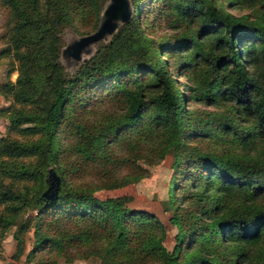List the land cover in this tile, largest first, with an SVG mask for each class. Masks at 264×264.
<instances>
[{"label": "trees", "instance_id": "1", "mask_svg": "<svg viewBox=\"0 0 264 264\" xmlns=\"http://www.w3.org/2000/svg\"><path fill=\"white\" fill-rule=\"evenodd\" d=\"M102 2L0 0V53L16 62L0 115L7 129L33 123L36 134L0 136L9 180L0 241L10 234L18 258L31 230L25 258L35 264L46 252L102 264H264V0H124L109 36L65 63L63 38L94 32ZM157 20L172 30L166 41L147 32ZM176 73L187 79L180 90ZM166 150L171 250L153 213L126 209L127 196L98 199L79 179L107 166L103 185L119 186L147 173L138 159L152 164Z\"/></svg>", "mask_w": 264, "mask_h": 264}, {"label": "rangeland", "instance_id": "2", "mask_svg": "<svg viewBox=\"0 0 264 264\" xmlns=\"http://www.w3.org/2000/svg\"><path fill=\"white\" fill-rule=\"evenodd\" d=\"M116 3V0H103L99 11V21L95 28H101L102 32L95 38L79 43V40L86 35H78L68 32V36L63 38V45L60 48L61 58L65 63L73 61H82L88 57L96 48V46L104 41L113 29L114 23L121 20L120 12L116 14L108 13L107 10ZM126 5V2H125ZM231 11L239 13L238 9L232 8ZM7 14L0 5V50L5 47L7 43L6 38V26H7ZM147 32L154 38L155 41H166L171 35L172 30L166 28V24L162 20H157L153 25H147ZM94 28V29H95ZM96 29V30H97ZM95 30V31H96ZM111 30V31H110ZM93 33V32H92ZM91 33V34H92ZM87 35H90L89 33ZM16 62L13 61L9 53H0V89L7 79L13 81L16 76L15 68ZM11 68H13L11 70ZM176 78L175 83H178L179 90L183 87L184 83H187L185 75H179L178 73L172 74ZM3 95L0 94V106L8 103ZM190 106H196L200 108L199 103L189 104ZM19 106V103L17 104ZM209 108V107H208ZM210 109V108H209ZM8 119L4 114L0 115V136H10L18 140L34 139L35 133L32 132L34 126L33 123H25L21 125L22 131H15L7 129ZM199 146L211 147L216 150L218 145L211 141H199ZM143 159H138L137 164L147 170V173L139 178L132 179L126 183L115 186H104V175L108 172L107 166L96 165L90 174H84L79 179L81 182L91 183L90 186L94 187L92 195L98 199H105L116 196H127V200L124 203L126 209H141L153 213L164 227V237L162 240L163 246L167 250H171L174 245V234L176 228L169 222V216L171 209L167 202V191L169 187V180L172 172L173 156L171 150H166L163 157L152 163L148 164ZM127 169L121 167L116 170V174H121ZM9 182L6 178H0V184L3 186ZM20 184H18L19 186ZM100 185V186H97ZM35 211L30 209L23 216L34 213ZM8 229L6 233L10 232ZM31 230L25 234V248L23 254L18 258H13L10 254L14 251V240L10 234L5 236L0 241V264H35L34 260H28L25 258L27 250L30 248L32 241ZM46 264H102L100 258L96 256L77 257L70 256V260L64 255H56L55 253H44Z\"/></svg>", "mask_w": 264, "mask_h": 264}, {"label": "water", "instance_id": "3", "mask_svg": "<svg viewBox=\"0 0 264 264\" xmlns=\"http://www.w3.org/2000/svg\"><path fill=\"white\" fill-rule=\"evenodd\" d=\"M119 11L120 12V16L122 19H124L127 15V12H126V9H125V2L124 0H116V3L113 4L108 10L107 12L108 13H114L116 14V12ZM102 32L101 28H98L96 31H94L92 34L90 35H86L84 37H82L80 40H79V43H83L84 41H87V40H90V39H93L95 37H97L100 33ZM52 182H50V185H49V188L52 186ZM47 189V190H48ZM47 190H45L44 194L47 193Z\"/></svg>", "mask_w": 264, "mask_h": 264}]
</instances>
